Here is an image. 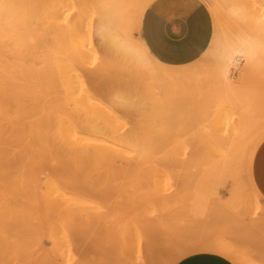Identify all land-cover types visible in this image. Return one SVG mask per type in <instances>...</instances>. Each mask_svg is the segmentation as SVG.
I'll use <instances>...</instances> for the list:
<instances>
[{
  "label": "rangeland",
  "instance_id": "374dc122",
  "mask_svg": "<svg viewBox=\"0 0 264 264\" xmlns=\"http://www.w3.org/2000/svg\"><path fill=\"white\" fill-rule=\"evenodd\" d=\"M234 1L235 0H230V2H233L231 5L229 4L232 8L228 7V4L225 1L229 10L232 9V11L234 10L233 12L226 10L227 8L224 7V0L222 1V4L220 2L221 6L224 7L222 8L220 6L222 12L226 10L225 16L224 13L221 14L224 16L226 23L219 17V8L217 10L218 18H215L216 11L215 13L212 12L209 2L206 1L205 3V0H154L153 4L151 2L145 8L142 15L139 7L143 4L138 1L140 4L135 2L132 5L133 7H131V9L133 8L136 10L134 11L132 9V11H134L133 14L131 13L130 16L126 15L127 17L125 16V19L129 26L132 27L131 24H133V29L136 28L137 31H141V35L144 37L147 44L148 35L158 36V34H160V27L166 32H176L182 27L186 28V21L188 18L197 10H202L204 13H208L210 18L209 35L207 34L206 27L205 31L207 39L209 38V42H211L215 30L219 28V26H225V30L223 29V31L225 34L224 36H226V29L231 28L229 27V24L232 26L231 29L233 31L228 29V33L231 32L232 34H235V32L242 27L243 21L246 20L241 11L238 10V7L241 4L243 7L245 6L243 5L244 1H242L241 4L237 2L239 6L236 2L234 3ZM245 1L248 6L250 5L253 17L255 16L257 20L258 18L259 20H263L264 6L256 3L255 0ZM233 6L237 7V11ZM247 8L248 12H251L249 11V7ZM231 12L232 14L234 12L236 13L233 14L236 19L232 18V14H229ZM248 12L245 11L243 13L248 14ZM238 16L241 17V20ZM242 17L244 18L243 21ZM219 19L224 22L223 26L221 25L223 23ZM234 20L237 21L235 22ZM96 21L97 15L93 4L90 3L89 7L84 11L80 22L77 14L69 15V13H64L58 17L47 19L43 26L48 28L50 37L53 39V37H56L57 35H62L67 29L77 30L80 27L85 29L89 26L96 25ZM231 21H234L236 24ZM232 24L236 26H233ZM238 25L241 26L238 27ZM136 29L133 30L135 37L138 36ZM220 30H222V28ZM231 33L228 35L230 39ZM231 36L233 37V35ZM254 40L258 45V55L260 53L264 54V32L255 33ZM89 47V43L86 41L85 50L91 52L90 55L88 54L86 66L90 69L103 66L108 69L112 77H122V80L125 83L137 85V83L142 80L148 83L147 80H149V75L148 70L145 67L139 65L141 67L136 68L140 72L141 70H144L143 72L146 73V75H144L145 77L141 79L143 76H140L143 75V73L141 72V75H139L138 70V74L136 73L135 67L137 66L134 65V62L133 64L130 62L125 63L124 60L127 58L124 56V60L121 59L124 63L121 61V64L119 62L120 60H115L114 56L112 58L111 53L107 52L104 45L98 39L94 38V49L97 51L96 56H98V59L95 58V55L90 50L91 47ZM206 49L198 58L185 64L165 63L151 53L155 58L167 65L194 67V72L192 73L193 77L189 80V85H187L188 77L185 75V81V76H182L184 77L183 82L185 81L187 83L185 84L184 82V84L187 85L185 87H181L183 83L180 86L177 79L178 83L177 85L175 84L174 89H178L179 91L176 90V96L169 95L168 98L162 92L165 97L163 98V96H161L163 101L160 103H153L151 100L152 97L149 99V95H145L147 97L138 95L133 98L134 103L131 104L127 117V121L129 120L127 127L130 128L137 121H139V123L142 122L141 120L145 116H153L156 113L157 107L163 111L161 113L164 121L169 123L165 124L168 126H174V128L172 127L173 133H171V135H164L163 138H155L153 141L146 140L143 129L137 131L138 133H141V140H139L141 144L140 147L144 149L149 148L151 151L146 160H144L143 151V158L141 160L136 151H133L132 163H110V165H107L109 163H103L102 166H99L101 163H85L86 165H83V163H60L59 166H56L58 158L50 155L49 152L43 151V147L41 148L40 144L42 141H40V139L37 140L35 137L36 139L34 138L33 141V138H31L33 133L36 134V132H32L33 130L30 127L31 124L39 121V117H37L39 116L38 114H36V116L34 113V117L33 113L32 115L31 113H20L22 115H18V117H20L17 118L16 121L17 130L12 128H15L16 125L14 126L10 123L12 122V119L9 118L10 121L8 120L7 116L9 115H6V117L4 116L5 118H0V123H3L4 119L7 118L4 122L6 123L8 121L10 126L12 125L11 128L8 125L9 129L7 127L8 123H6V125L3 123V126L5 125L6 127H3L4 130L0 129V132L3 133L2 135L5 133L6 136L1 135L2 147L4 145V147L7 148V150H4V152L7 151L4 155L6 156V153H9V150H12L13 152L15 150L14 153L11 151L12 158L9 156L10 153L7 154L10 160L4 156V160L8 161V163H3V165L0 163V167L2 166L0 170L3 173H6L3 182L0 180V189L4 190L2 187H5V184H8L6 188L10 191L6 193L9 194L12 199L8 196L7 198L5 197V199L7 200L10 198L9 202L11 203V206L14 204L15 206L18 205V207H14L16 210L18 209V211L15 210V212H17V216H15L17 219L15 222L18 221V224L15 223L17 226L14 225V231H10L13 236H15L12 237L14 242H10V244L8 243L6 245L0 244V264H42L43 261L44 264H48V262L56 263L59 259V254L63 249L68 251L64 250V252H66L65 255L69 252L73 253L77 251L76 257L78 256L81 260L83 259L84 261L91 262L92 259H95L96 257L101 259L106 258V260H108L109 257H123L127 255L134 260H140L146 264H168L174 260L176 257V250L179 248L181 249V245L183 247V245H191L209 239L213 242H222L231 247L237 248L240 250L239 252L242 253L243 258L249 260L248 262L250 264H264V262H261L264 261V252H260L259 247H257L258 241H260V249H264V203L257 200L252 194L243 171L240 172V164L235 163L232 165V172H234L226 175L220 171L219 166L215 165V154L211 150L212 142H222L223 140L228 139L232 133L261 130L264 126V88H261L259 91H256L254 94L249 95L246 98L242 97L240 92H238L236 85L238 71L235 72V75L231 77L229 83L226 85L223 82H220L216 76L217 72L215 71L213 56L209 54L203 55ZM8 52L9 51H7V53ZM112 53L115 54L113 51ZM8 55H10V52ZM8 55L5 54L4 58H7ZM119 55L120 54H118V56ZM119 57L123 58V55ZM8 58L10 59V56ZM198 69L202 71L198 73V71H200ZM195 70L197 72H195ZM179 81L182 80L179 79ZM168 82H171L169 85L172 84L174 86V83H172L173 81ZM168 82L165 81L167 85L166 88H168ZM139 84L140 83H138V86H141ZM163 86L165 87V84H163ZM176 86L181 87L182 93L184 92L183 95H180L182 94L181 90L176 88ZM168 91H170L169 88ZM141 92L145 93L144 88ZM100 94V98L103 100L107 99L105 93L100 92ZM29 102L32 104L34 103L33 100ZM29 102L28 104L31 106L32 104ZM26 103L27 100L25 104ZM12 110H14V108ZM24 115L26 117H24ZM33 117L34 119L36 118V122H34ZM26 118L29 119L27 120ZM23 119H25V121L22 123ZM30 122L32 123L30 124ZM18 123L23 125L21 126ZM24 123L26 124L24 125ZM27 123H29L28 125H30V127H28ZM179 123H182V126ZM183 125L186 126L184 130L182 129ZM18 127H22L21 129L26 130V132L23 130L22 132L20 131L21 136L18 133ZM27 127L30 130L27 129ZM175 127L179 129V131ZM6 128H8L9 131L6 130V132ZM11 129L14 134L13 132L10 133ZM185 129L187 130L185 131ZM27 131H31L30 136H27L29 135ZM23 132L28 134L24 135ZM11 134H17L20 136V138L18 137L16 140L13 139L14 142L18 144H15V147H10L14 144L11 139V137L14 136H10ZM28 137L31 138L35 144L31 140L28 141ZM210 137H212V140ZM214 139H216V141ZM8 140L9 143L12 142L11 145L8 143ZM10 140L12 141L10 142ZM22 141L25 144L31 142V144H29L32 148L29 144H27L29 147L22 144ZM3 142H6V145L5 143L3 144ZM20 144H22V146H20ZM18 147H20V150L17 149ZM34 147H36L38 151ZM27 148L29 149L27 150ZM25 149L27 151L24 153ZM33 149L36 152H34ZM16 151H20L21 153H17ZM22 152L24 154H22ZM15 155H18V158ZM24 155L33 157L34 161L38 163H27V158ZM15 159H20L21 161L19 162L18 160L15 162ZM64 160L65 157H63L62 161ZM24 161L26 162L24 163ZM50 162H52L51 165ZM75 164L77 166L79 165L80 169L77 168ZM97 165L99 167H97ZM74 166L76 167L74 168ZM124 166H127L126 169H124ZM58 167L60 168V171ZM91 167H93L95 171L92 170ZM100 167L101 169H104V171H100ZM106 168H108L109 171L112 170L113 173L110 171L112 173L110 174ZM64 170L65 173L63 172ZM67 170L68 172H66ZM98 170L100 171L98 172L99 174L96 173ZM122 171L125 172V174H123ZM114 172H116V174ZM76 174L79 176H76ZM91 175L93 177H91ZM50 177L54 179H52L54 183L57 182L58 186L53 184ZM46 180L50 183L48 184ZM90 180L94 183L90 182ZM4 181L10 182L5 183ZM12 181L13 183H11ZM44 183L46 185L48 184V186H53V190L51 191L52 188L48 189L49 187L46 185H41ZM13 184L14 187L12 188ZM75 184H79L80 188L83 186L84 191H82L83 189L80 190V188L77 187L78 185L76 186ZM90 185L94 189H90ZM65 186H69V190ZM45 188H47V193ZM12 189L13 191L16 190L14 191L15 195H13L14 192ZM61 189H63V191ZM64 190L67 193L64 192ZM77 190L78 194L76 195L75 191ZM49 191L51 193H48ZM57 191L60 193H57ZM49 194L52 195L50 196ZM64 197L67 199L65 200ZM13 201L15 202L13 203ZM257 219L261 220V225L259 228L254 226L255 230L254 235L252 236L254 237L255 245L253 246L252 242L250 244L251 246H248L246 245L247 243L245 244V242H243L246 230L244 224L247 222L254 223V220ZM64 223L67 227V231L64 230L66 227L62 230ZM57 224L59 225L55 226ZM60 224L61 227H59ZM53 229L57 231L55 232ZM48 231H51L52 233L54 232L53 235L55 234L56 239L52 236V233H48ZM62 232H64L65 235L64 233L62 234ZM67 233L72 235H68ZM73 241L75 245L77 244L79 246V248L77 247L78 249L75 245L71 244ZM57 242H60V247L58 249L54 248V250L53 244L55 247L57 246ZM242 245L243 247L244 245H246L245 247L247 248L249 247V250L243 249ZM63 246L68 247L70 250L73 248L72 250L75 251H69V249L65 247L62 249ZM80 249L84 250L81 251ZM49 252H51V255ZM84 255L86 256L84 257ZM89 257L90 259H88ZM102 261L103 260L97 262L101 263Z\"/></svg>",
  "mask_w": 264,
  "mask_h": 264
},
{
  "label": "bare ground",
  "instance_id": "6f19581e",
  "mask_svg": "<svg viewBox=\"0 0 264 264\" xmlns=\"http://www.w3.org/2000/svg\"><path fill=\"white\" fill-rule=\"evenodd\" d=\"M138 1L143 4L142 6L139 7L141 14L145 10V8L149 5V3L151 2L152 4L154 3L153 2L154 0H0V118H3L4 116L6 117V115H9L10 117L7 116L8 120L10 121V119H12L11 120L12 122L10 123H12L15 126L17 124L16 122L17 118H19L22 115L20 113H31V115L33 113V116H34V113L35 115L38 114L39 116L37 115L36 116L39 117L38 119L39 121L36 122L35 121L36 118L34 119L35 117L34 116L33 119H34V122L36 123L31 124L32 122H30L31 127L30 125H28L29 123H27L28 127H30L33 130L32 132H36V134L33 133V135L35 134L34 136L31 133L32 135L31 138H33V141L35 137L37 138V140L40 139V141H42V143L40 144H41V148L43 147L42 148L43 151L49 152L50 155L54 157L56 156V158H58L57 159L58 162L56 166H59L60 163H66V164L67 163H70V164L71 163H83V165L85 163H101V165L99 164V166H102L103 163H109L107 165H110V163H113V164L132 163L133 151H136V153L139 155L140 160L143 158V156H144V160H146L148 155L151 153V151L149 148L144 149L140 147L141 144L139 140H141L140 139L141 133H138L137 131L140 129H143L144 137L148 141L150 140L153 141V139L155 138L161 139L163 138L164 135L169 136L171 135V133H173L172 127L174 128V126H170V125L168 126L165 124V123L167 124L169 123L164 121L163 115L161 113L163 111L159 109L158 107L156 109V113L153 116H145L141 120L142 122L139 123V121H137L130 128L127 127L128 121H129V120L127 121L129 109L131 107V104L134 103L133 98L135 96L139 95V96L147 97L145 95H149L150 97L149 96L148 97L149 99H151L152 97L151 100L153 103H156V104L160 103L161 101H163V99H161L162 98L161 96H163V98L165 97V95L167 97L169 95L176 96V93L179 90L174 89V88H175V84L177 85L178 82L180 86L183 83L184 86L182 85L181 87H185L189 85V80H191V77H193L192 73L194 72V67H184V66L172 67V66L164 65L156 61L155 59H153L146 52V50L140 43L138 36L135 37L133 34L134 32L133 30L136 28L134 29L132 28L133 24H131L132 27L129 26L125 19L127 17L126 15L130 16V14L131 13L133 14V12L136 10L132 8L134 10L132 11L131 7H133L132 5L135 2L140 4ZM206 1L209 2L211 7L209 5L208 6L210 7V9L212 8V12L215 13L216 11L215 18H218L217 17L218 8H219L218 12H220V15L224 13V16H225L226 10L232 11V9L229 10L228 8V7L232 8V6H229V4L231 5V3H233V2H230V0H224V7H226L227 9L223 12L221 10L222 8H224L223 6H221L223 0H205V3ZM225 1L228 4V7ZM227 1L230 3H228ZM242 1H244L243 2V5H245L244 7L241 4ZM235 2L236 4L237 2L241 4L240 6L239 4H237L239 6L238 10L241 11V13L243 14V17L246 19L244 20V18L242 17L243 18L242 21L244 20L242 27H240L241 25L240 26L238 25V27L240 28L237 30L238 32L236 31L237 33L235 32L236 36L235 34H232L230 32L231 35H233V37L230 35L231 37L230 39L228 36L230 34L228 33L229 32L228 29H230V31H233V30L231 29L232 26H230L229 24V27L231 28L226 29L227 34L226 36H224L225 34H224L223 29L225 28V26L223 25L225 22V18L223 15L221 16L219 15V17L222 20H224V22H222V20L219 19L223 23L221 24L223 27L219 26V28L220 29L222 28V30H220L219 28L215 30L210 46L205 52V54H209L213 56V60L215 62V71L217 72L216 76L218 77L220 82H223L225 85L229 83L231 77L235 75V72L239 70L240 65L243 61L250 62V63H254L255 61H257L258 45H257V42L254 40V37H255V33L264 32V19L259 20L258 18L257 20L255 16L253 17L252 9L250 8V5L248 6L246 4L245 0H235L234 3ZM255 2L264 6V0H255ZM90 3L93 4L94 10L97 15L96 25L89 26L85 29L82 27L78 28L77 30L67 29L60 36L57 35L56 37H53V39L52 37H50V32L48 28L43 26V24L45 23V21H47V19H50L52 17H58L64 13H69V15L77 14L78 20L80 22L84 11L86 10L87 7H89ZM138 4H135V5H138ZM220 6L222 7L221 9H220ZM235 6H233L234 9L237 8ZM247 7H249V11L251 12H248ZM242 11L243 12L247 11L248 14L243 13ZM232 12L229 14H232ZM227 15L226 17L228 18ZM234 17L235 16L233 15L232 18ZM238 17L241 20V17L240 16ZM234 21H231V22H234ZM235 22L234 24H236ZM234 24L232 25L236 26ZM234 29L236 30L235 27ZM94 38L98 39L104 45L107 52L111 53L112 58L114 56L115 60L117 61L120 60L119 62L121 63L122 61L121 59L124 60V56H125L127 58L124 60L125 63L130 62L133 64L134 62V65L137 66L135 67L136 73L138 74L139 72V75H141L140 74L141 72L143 73V75L140 76V77L143 76L141 79L145 77L144 75H146V73L143 72L144 70H141L140 72L136 68L141 67V66L145 67L148 70V75H149L148 76L149 80L146 79L148 83L143 80L142 81L139 80L140 82L138 83H140L139 85L141 86H138V83L137 85H133L130 83L128 84L122 80L123 79L122 77H116V78L112 77L108 69L103 66H99L95 69H90L89 67H87L86 63H87L88 54L90 55L91 52L85 50L86 41H88L89 46L91 47L90 50L95 55V58L98 59V56H96L97 51L94 49ZM7 51L10 52V55H8L9 52L7 53ZM112 51L115 52V54H113ZM117 53L120 54L119 56L123 55V58L122 57L120 58ZM5 54H7L8 57L10 56V59L8 57L4 58ZM201 71L202 70L198 71V73ZM195 72L197 71L195 70ZM185 75L188 77L187 78L188 84L185 82L186 81ZM182 76H185L184 82L187 85L184 84L183 82L184 77ZM177 79H178V82H177ZM179 79L182 81H179ZM167 80L173 81L172 83H174V86L172 84L169 85V83L171 82H168ZM165 81L168 82V88L170 89V91H168V88H166L167 85ZM163 84H165V87L163 86ZM181 87L176 86V88H179L180 90H181ZM140 88L141 90L144 88L145 93L141 92ZM100 92L105 93V96L107 99L103 100L102 98H100V95H101ZM181 93H182V90H181ZM183 93L180 95H183ZM26 100H27L26 104L28 106L25 104ZM31 100H33L34 105L29 102ZM28 102L32 105L29 106ZM13 108L14 110H12ZM18 115L20 116L18 117ZM25 115L24 117H26ZM7 118L4 119V121H6ZM4 121L3 123H5ZM24 121L25 119H23L22 123ZM3 123L2 122L0 123L2 124L0 125V129H3L6 123H8L7 127L8 125L10 126L8 121L5 123L4 126H3ZM25 124L26 123H24V125ZM179 124L182 126V123H179ZM129 126H130V122H129ZM186 126L183 125L182 129L184 130ZM16 127L17 125L15 126V128L14 127L12 128L16 129ZM28 127L27 129H29ZM8 128H6L5 131L6 130L9 131L10 128L9 129ZM18 128H19L18 133L20 134V131L22 132L23 129H21L22 127L21 128L18 127ZM179 128L181 129L180 126ZM177 130L179 131V129ZM186 130L187 129H185V131ZM23 131L26 132V130H23ZM12 132L13 130L11 129L10 133ZM24 132H23L24 135H27L29 133V135L27 136H30L31 131H27L28 132L27 134ZM2 134L3 133L0 134V163H2L3 165V163H6V162L8 163V161L4 160V156H5L4 153L7 152V151L4 152V150H7V148H5L4 145L2 147V136H5V133L4 135ZM13 134H11L10 136H12ZM17 134L13 135L14 137H11V139L16 140L18 137L20 138L21 134L20 136ZM31 138L28 137V141L29 140L32 141ZM210 138L212 140V137ZM12 140H10V142ZM214 140L216 141V139ZM263 140H264V126L259 131L232 133L228 137V139H225L222 142L220 141L221 143L219 141H216L217 144L216 142H212V145H211V150L215 154L214 163L215 165L219 166L220 171L226 175L232 174L234 171L232 172L233 168L231 166L234 165L235 163H239L240 169H241L240 172L243 171V174L245 175L247 179V182L252 191V194L260 202L262 200V197L254 184V181L252 178L251 167H252V161H253L255 151ZM6 142H3V144L5 143L6 145ZM12 142H14V140ZM12 142L9 143V140H8V143L10 145L12 144ZM29 143L31 144V142ZM29 143L25 144L23 142L22 144H25V146H27V144ZM15 144L16 143L14 142V144L10 147H15L14 146ZM22 144H20V146H22ZM36 147L34 148L36 149ZM19 148L20 147H18L17 149ZM28 149L29 148H27V150ZM27 150L25 149L24 153ZM11 151L9 150L10 154L6 153L5 158L7 157L10 160L7 154H9V156H11L12 158ZM142 151L144 152L143 156H142ZM34 152L36 151L34 150ZM17 153H21V152L19 151ZM24 153L22 152V154ZM18 155H15V156H17L18 158ZM29 155L28 156L24 155L27 158L26 160L27 163H34V164L38 163L34 161V158L30 157ZM63 157H65L64 161H62ZM15 160H16L15 162H17L18 160L19 162L21 161L20 159L18 160L15 159ZM26 161H24V163ZM19 162L18 164L20 165ZM51 163L52 162H50V165ZM12 164L15 165L14 163ZM56 166L54 167L57 168ZM76 166H74V168ZM99 166L97 165V167ZM126 167L124 169H126ZM77 168H79V165L77 166ZM108 168L106 169L108 170ZM85 169H88V168H85ZM91 169L94 170L93 167H91ZM106 169H105V173H106ZM65 170L63 171L64 173H65ZM99 170L104 171V169H101V167ZM99 170L96 173L100 172ZM7 171H10V170H7ZM59 171H60V168H59ZM110 171L112 172V170ZM110 171L108 170V172ZM66 172H68V170ZM111 172L110 174L113 173ZM114 173L116 174V172ZM119 173H120V170H119ZM79 174H82V173H79ZM123 174H125V172H123ZM92 175L91 177H93ZM76 176H79V175L76 174ZM5 177H6V173H3L0 170V180H2V182ZM52 179L53 178H51L50 180ZM53 180H52L53 184L57 185V182L55 181L56 183H54ZM91 180L90 182H93ZM4 182L8 183L10 181H4ZM11 183H13V181ZM45 183L41 185L42 186L46 185ZM49 183L50 182H48V184ZM48 184L46 186H48ZM5 185L7 186L8 184H5ZM75 185L76 186L78 185L77 187H79V184H75ZM6 186L2 187L4 188V190L0 189V244L2 245H6L8 243L10 244V242L11 243L14 242L12 237H15V236H13V234L10 231L14 229V225L18 224L17 223L18 221L15 222V220L17 219V217H15L17 216L16 214L17 212H15L16 208H14V207H18V205L16 204L17 206H15L14 204L12 205L13 206L12 207L11 203L9 202L10 198L7 199L8 201L5 199V197L7 198V196L11 197L9 194H7L8 191L10 190L6 188ZM13 187H14V184L12 188ZM48 187H47L48 189L52 188L51 191L54 188L53 186H48ZM47 188H45L46 193H47ZM66 188L68 189L69 186H67ZM63 189L61 190L63 191ZM90 189H94V188H92L91 186ZM40 190L42 192L41 187H40ZM80 190L84 191V187L82 186ZM64 192L66 191L64 190ZM77 192L78 190L75 191L76 195L78 194ZM48 193H51V192L49 191ZM57 193H60V192L57 191ZM13 195H15V192ZM64 199L66 200L67 198L64 197ZM14 202L15 201H13V203ZM16 211H18V209ZM254 221H257V220H254ZM58 225L59 224L55 226H58ZM59 227H61V224ZM64 227H66L65 223L62 227V230ZM251 229H252V226H248V228L246 229L247 237L243 239L244 240L243 242H245V244L247 243L246 245L248 246L252 242H253L252 245L253 246L255 245L254 244L255 240H253L252 238L253 234L251 232ZM64 230L67 231V227L64 228ZM51 231L50 232L48 231V233H52ZM54 231L56 232L57 230H54ZM64 232H62V234ZM53 233H52V236L56 239L55 234L53 235ZM67 234L72 235L69 233ZM56 244L57 246L55 247L53 244V249L54 248L58 249L60 247L59 245L60 242H57ZM71 244L75 245L74 241L73 243L71 242ZM76 245L75 247L79 248V246L78 245L76 246ZM246 245H244V247ZM64 247L65 246H63L62 249ZM244 247L242 245L243 249L247 250L249 248V247L248 248L247 247L244 248ZM65 248H68V247H65ZM64 250L67 251L66 249H63V251L61 252L59 251L60 252L59 259L56 263L48 262L49 261L48 260L47 261L48 264H146L140 260H134L127 255L123 257H109V259L107 257L108 260H106V258L101 259V258L96 257L95 259L91 258L92 262L84 261L83 259L81 260V258H78V256L76 257L77 251L73 253L69 252L68 254L65 255L66 252H64ZM71 250L69 249V251ZM72 251H75V250H72ZM239 251L240 250H238L237 248L231 247L230 245L222 243V242H215V241L213 242V241H210V239L203 240V241H199L194 244H191V245L189 244L183 245V247L181 245V249L179 248L178 250H176V253H175L176 257L174 258V260H172L168 264H174L179 259L187 255L197 253V252H213V253L226 257L227 259L232 261L234 264H250L248 262L249 260L247 258L246 259L243 258L242 253H240ZM49 254L51 255V252H49ZM85 256L86 255H84V257ZM254 256H257V255H254ZM88 259H90V257ZM94 260H97V261L103 260V261L100 263ZM257 262L260 263L259 261ZM261 262H264V261H261ZM42 264H44V261Z\"/></svg>",
  "mask_w": 264,
  "mask_h": 264
},
{
  "label": "crops",
  "instance_id": "0c3cea01",
  "mask_svg": "<svg viewBox=\"0 0 264 264\" xmlns=\"http://www.w3.org/2000/svg\"><path fill=\"white\" fill-rule=\"evenodd\" d=\"M144 12V11H143ZM142 15V14H141ZM141 20V19H140ZM187 27L180 28L176 32H166L160 27V34L158 36L148 35L147 44L144 37L141 35V31H138V38L140 43L146 50V52L156 61L167 65L171 64H185L198 58L201 53L210 46L209 38L206 37L205 27L207 28V34L210 31V18L208 13H204L202 10H197L191 17L188 18ZM212 41V39H211ZM148 45V47H147ZM209 45V46H208ZM149 48V50H148ZM208 49V48H207ZM206 49V51H207ZM205 51V52H206ZM204 52V54H205ZM164 61H159L152 54ZM203 54V55H204ZM172 67H181L173 66ZM237 90L244 98L254 94L261 88H264V54L260 53L257 57V61L254 63L243 61L237 73ZM252 178L254 184L260 192L262 197L261 202L264 203V140L256 150L253 165H252ZM261 225V220L247 222L244 224L246 229L248 226H252L251 232L254 235V226ZM251 234V235H252ZM246 230L244 238H246ZM253 240L254 237L252 236ZM260 241H258L259 246ZM255 244V243H254ZM262 244V243H261ZM263 246V244H262ZM262 254V253H261ZM264 254V253H263ZM174 264H234L232 261L224 256L213 252H197L187 255L179 259Z\"/></svg>",
  "mask_w": 264,
  "mask_h": 264
}]
</instances>
